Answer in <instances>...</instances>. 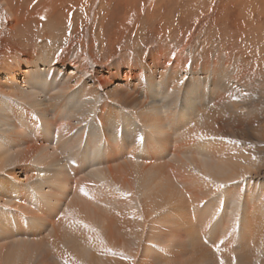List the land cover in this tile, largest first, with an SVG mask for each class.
Here are the masks:
<instances>
[{
  "label": "bare ground",
  "instance_id": "6f19581e",
  "mask_svg": "<svg viewBox=\"0 0 264 264\" xmlns=\"http://www.w3.org/2000/svg\"><path fill=\"white\" fill-rule=\"evenodd\" d=\"M49 1L0 6L16 33ZM46 38L0 50V239L16 230L0 264H132L141 246L152 254L171 234L177 247L184 233L199 245L193 264H264V92L245 58L192 36L98 66L68 38ZM215 212L202 236L224 245L211 260L193 224Z\"/></svg>",
  "mask_w": 264,
  "mask_h": 264
},
{
  "label": "rangeland",
  "instance_id": "374dc122",
  "mask_svg": "<svg viewBox=\"0 0 264 264\" xmlns=\"http://www.w3.org/2000/svg\"><path fill=\"white\" fill-rule=\"evenodd\" d=\"M35 8L24 11L26 19L15 27L14 33L8 28L6 14L0 6V50L17 48L21 50L19 43L21 41H26L25 44L31 46L42 34L48 35L46 41L51 40L52 35H56L64 41L68 38L73 48L78 46L82 54L89 59L92 58L98 66H103L124 50L150 48L157 42H162L161 40L183 43L193 36L205 46L218 45L217 47H221L225 52L237 56L239 54L238 60L245 58L246 71L258 76V81L262 83L260 88L264 92V0H52L47 2V6L38 7L37 11ZM100 11H103L102 15ZM69 69L71 68L66 71L69 72ZM262 118L264 119V116ZM42 139L45 141L47 138ZM11 171L20 180L30 175L27 170L19 171L16 168ZM7 179L13 182L11 176ZM73 181L71 179L72 187L68 188L64 204L63 202L58 204L56 216L50 222L44 221L39 235L33 236L35 242L44 241L52 221L62 215L64 206L73 193ZM187 211L189 213L192 208H187ZM219 215L215 212L213 219L209 220L207 216L200 225L193 224L200 229L199 241L210 247L207 254L211 260L221 255L219 245L224 242L222 240L213 244L214 238L202 234L204 228H208L207 224L211 228L216 225ZM150 226L153 224L149 222L145 230L152 234L154 230ZM168 228L171 230L174 226L170 225ZM160 232L163 233L162 230ZM15 233V229L3 233L4 237L0 239V246L3 247H0V251L6 248L10 241L16 239ZM237 234L238 232L236 237ZM184 235L185 242H181L177 247L174 244H177L178 237L171 234L166 236L170 243H165L161 245L162 247L152 241L148 245L153 246L149 249L152 251V254L148 252L149 255L146 251L142 252L141 246V253L135 256L136 259L133 258L132 264H193L191 250L199 245L192 246L188 234ZM163 239L165 241V238ZM215 239H219L218 235ZM119 253L110 252L108 256L113 259ZM116 259L119 260L120 257ZM78 262L86 264L82 260Z\"/></svg>",
  "mask_w": 264,
  "mask_h": 264
}]
</instances>
